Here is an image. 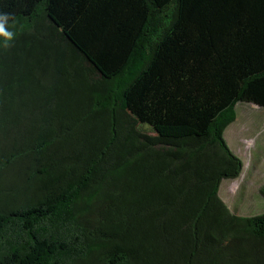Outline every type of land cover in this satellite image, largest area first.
Wrapping results in <instances>:
<instances>
[{
	"label": "trees",
	"instance_id": "16d2710c",
	"mask_svg": "<svg viewBox=\"0 0 264 264\" xmlns=\"http://www.w3.org/2000/svg\"><path fill=\"white\" fill-rule=\"evenodd\" d=\"M3 15L0 264H264V213L219 196L244 167L225 139L237 105L264 108V0Z\"/></svg>",
	"mask_w": 264,
	"mask_h": 264
},
{
	"label": "rangeland",
	"instance_id": "374dc122",
	"mask_svg": "<svg viewBox=\"0 0 264 264\" xmlns=\"http://www.w3.org/2000/svg\"><path fill=\"white\" fill-rule=\"evenodd\" d=\"M237 106L225 139L244 167L239 178L222 182L219 196L233 214L256 216L264 213V108L245 102ZM142 129L152 133L148 126ZM13 179L14 173H8L6 181Z\"/></svg>",
	"mask_w": 264,
	"mask_h": 264
},
{
	"label": "clouds",
	"instance_id": "9594fccd",
	"mask_svg": "<svg viewBox=\"0 0 264 264\" xmlns=\"http://www.w3.org/2000/svg\"><path fill=\"white\" fill-rule=\"evenodd\" d=\"M7 21H8L7 15L0 16V36L10 40L12 39V33L9 32L5 27Z\"/></svg>",
	"mask_w": 264,
	"mask_h": 264
},
{
	"label": "bare ground",
	"instance_id": "6f19581e",
	"mask_svg": "<svg viewBox=\"0 0 264 264\" xmlns=\"http://www.w3.org/2000/svg\"><path fill=\"white\" fill-rule=\"evenodd\" d=\"M258 107V106H257Z\"/></svg>",
	"mask_w": 264,
	"mask_h": 264
}]
</instances>
